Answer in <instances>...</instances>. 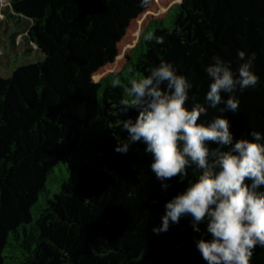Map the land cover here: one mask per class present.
I'll use <instances>...</instances> for the list:
<instances>
[{"label": "trees", "instance_id": "16d2710c", "mask_svg": "<svg viewBox=\"0 0 264 264\" xmlns=\"http://www.w3.org/2000/svg\"><path fill=\"white\" fill-rule=\"evenodd\" d=\"M9 20L24 21L13 42L42 59L0 76V264H206L189 217L152 232L186 181L162 190L144 144L114 150L137 113L120 112L123 91L110 82L163 60L191 81V108L204 103L212 55L235 68L238 50L255 53L259 80L236 94L239 112L200 119L224 115L234 138L264 134V0H9ZM250 264H264V248Z\"/></svg>", "mask_w": 264, "mask_h": 264}, {"label": "clouds", "instance_id": "9594fccd", "mask_svg": "<svg viewBox=\"0 0 264 264\" xmlns=\"http://www.w3.org/2000/svg\"><path fill=\"white\" fill-rule=\"evenodd\" d=\"M148 3L140 0L141 6ZM152 38L150 32L144 36ZM236 56L235 68L219 55L210 57L203 69L210 81L204 103L191 108L186 107L191 81L163 60L147 75L130 76L123 83L114 74L110 82L122 88L120 112L137 113L121 121L127 138L114 150L126 153L132 144H144L148 167L162 190L173 177L178 183L186 181L185 188L164 203L160 224L152 232H166L170 223L189 217L192 230L201 233L194 244L206 264H250L254 250L264 248V134L250 129L248 138H234L224 115L200 119L208 108L238 113L236 94L256 88L255 53L238 50ZM188 168L193 169L190 179ZM200 224L205 225L203 232Z\"/></svg>", "mask_w": 264, "mask_h": 264}, {"label": "rangeland", "instance_id": "374dc122", "mask_svg": "<svg viewBox=\"0 0 264 264\" xmlns=\"http://www.w3.org/2000/svg\"><path fill=\"white\" fill-rule=\"evenodd\" d=\"M0 19L3 10L9 7V0H0ZM24 21L9 20L0 22V76L9 77L18 66L42 59V54L26 45L25 41L13 42L12 33L23 27Z\"/></svg>", "mask_w": 264, "mask_h": 264}]
</instances>
